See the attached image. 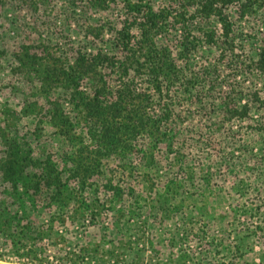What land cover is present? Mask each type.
I'll list each match as a JSON object with an SVG mask.
<instances>
[{
  "label": "rangeland",
  "instance_id": "1",
  "mask_svg": "<svg viewBox=\"0 0 264 264\" xmlns=\"http://www.w3.org/2000/svg\"><path fill=\"white\" fill-rule=\"evenodd\" d=\"M130 3L168 9L163 34L178 57L177 26L171 22L180 11L177 0H107L102 7H92L89 0H0V264H264V131L257 130L263 114L257 107L251 105L241 120L222 116L216 102L223 93L216 88L206 97L197 86L192 90L194 85L190 94L183 91L173 101L179 133L169 145L157 144L155 163L145 165L138 151L125 160L105 158L84 187L72 177V165L64 166L72 146L89 144L81 135L83 121L55 77L49 99L60 102L65 128L50 121L40 67L24 56V48L40 63L50 57L59 67L72 62L79 48L102 47L92 37L102 33L106 41L125 22L138 36L143 12H129ZM236 7L227 9L234 21L229 38L222 37L215 17L205 24L214 27L213 48L189 54L188 74L208 69L231 39L234 53L245 60L264 47V0L251 15L238 17ZM27 60L32 66L23 65ZM213 70L227 82L239 76L241 103L253 83L264 97V75L253 81L232 63ZM135 83L144 86L140 78ZM80 86L84 94L91 92L86 78ZM137 141V150L149 146L147 137ZM15 152L26 161L15 167L14 177L5 161ZM45 158L65 183L62 201L50 203L47 190H26L25 180L40 173ZM107 181L111 188L103 186ZM81 199L87 201V213L75 215ZM74 215L83 217L76 221ZM29 223L31 229L23 230Z\"/></svg>",
  "mask_w": 264,
  "mask_h": 264
},
{
  "label": "trees",
  "instance_id": "2",
  "mask_svg": "<svg viewBox=\"0 0 264 264\" xmlns=\"http://www.w3.org/2000/svg\"><path fill=\"white\" fill-rule=\"evenodd\" d=\"M106 1L89 0L92 7H102ZM177 3L180 11L172 16L171 20L173 26H177L174 43L178 52L176 58L173 57L169 46L171 40L166 37V33L163 34L165 25H162V21L167 19L170 12L167 8L155 11L150 5L142 3L126 5L129 12L133 11L136 14L143 12L144 21L142 24H137L138 36L129 32L131 24L126 22L121 29L115 28L106 41L101 36L102 33L95 34L92 39L101 40L103 45L106 43V48L102 45L90 52L79 48L74 60L65 66H55L50 57L40 63L41 60L37 55L29 54L28 49L24 48V56L27 59L33 58L35 61L31 64L34 65L37 61L40 67L39 76L44 98L49 103L47 113L48 116L51 115L50 121L59 125L61 129L65 128L66 119L58 108L60 102L49 99L54 77L59 85L66 89L71 104L75 106L77 114L83 121L81 135L88 136L89 144L80 141L78 148L72 146L70 154L63 160L64 166L72 165V173H74L72 177L79 187L86 186L87 181L100 171L105 158L115 156L125 160L127 156L138 151L142 154L140 157L145 165L155 163L154 150L157 144L168 141L169 145L173 142L174 135L179 133V124L176 122L179 115L174 113L173 101L178 100L183 91L189 93L194 85L192 90L197 86L206 97L213 96L216 88L221 94L223 93L220 101L216 102L218 110L223 112L222 116L241 120L249 116L251 105L262 110V119L257 124V130L264 131V97L261 96L256 83H253V88L248 91L249 98L241 103L242 93L237 78L239 76L227 82L228 80H222L219 74H212L214 68L219 69L226 63H232L234 70L241 71V75L248 72L253 76L254 81V76L264 75V47L258 48L255 58L245 60L234 53L231 39L224 42L227 44L226 48H222L223 52L220 51V55L208 63V69L190 74L186 71L191 72L192 67L189 66V54L197 51L199 47H205L204 50L209 51L213 48L214 27L205 25L210 18L215 17L220 24L222 37L229 38L234 21L229 18L228 7L236 3V15L243 17L252 14L254 5H256L255 9L260 8L261 0H177ZM202 38L206 39L203 44L200 43ZM27 63L28 60L23 62V65ZM83 78H86L91 86L89 94H84L79 88ZM137 78L142 80L143 88L136 86ZM113 82L115 85H112ZM262 82L264 85V78ZM237 93L240 95L236 98ZM196 96H199L198 92ZM232 97H234L232 101H236L235 104L230 102ZM200 102L203 103L202 100ZM213 103L211 105L215 106ZM170 131L173 132V136L169 134ZM139 136L149 138L148 147L146 145L143 149H136ZM65 138L70 140L69 136ZM11 142H14V138ZM31 159L27 158L28 161ZM21 161H26V158H22L16 152L6 159L5 165L9 174L15 177L17 173L15 167ZM40 165V173L32 174L29 180H25V186L28 188L26 190H47L50 193L48 198L50 203L62 201L64 198L62 188H65V183L61 175L50 163L49 158H45ZM14 177H11L13 183H15ZM111 185V181L103 184L104 187L109 188L112 187ZM76 205L75 215L87 213L88 204L85 199L79 200ZM75 215L72 218L76 221L83 217ZM22 228L28 231L31 229V224H25Z\"/></svg>",
  "mask_w": 264,
  "mask_h": 264
}]
</instances>
